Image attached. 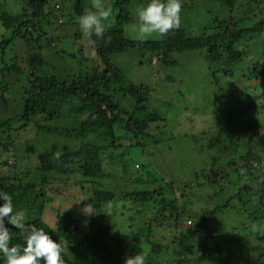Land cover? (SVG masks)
Segmentation results:
<instances>
[{"label": "rangeland", "instance_id": "374dc122", "mask_svg": "<svg viewBox=\"0 0 264 264\" xmlns=\"http://www.w3.org/2000/svg\"><path fill=\"white\" fill-rule=\"evenodd\" d=\"M112 1L104 0V3L112 9L113 16L116 10L113 9ZM86 2L87 6H90V3ZM144 2L147 0L133 1L130 9L131 21L127 20L123 27L124 37L128 40H141L136 31V11ZM25 3L26 0H0V13L18 14ZM70 3L71 0H68L64 6V2L52 0L48 11L52 12L49 18L51 25L45 24L43 27L50 41L47 44L48 49L44 52L45 59L58 60V51L76 54L78 57L75 58L78 61H67L69 68L61 72V67L58 70V63L53 64V67L56 66L53 73L59 71L62 77L76 76L78 73L91 74L95 70H101L100 61L90 42L79 43L72 38V35H79L78 39L87 41L76 20L69 19L67 15L73 13L69 9ZM245 5L242 1L241 5L229 10L210 0H182L180 25L187 27L191 33L198 34L201 27L207 26L208 22L217 16L231 31H236L232 28L245 17L258 15L262 10L264 15V6L260 9L253 7L251 10H245ZM110 25H114L112 21ZM3 34L5 31L0 24V36ZM159 39L160 35L153 34L144 40ZM263 41L264 35L243 39L238 47L244 54L243 63L231 67L235 76L232 79L217 76L226 93L236 90L235 96H240L243 92L248 103L257 104L258 108L250 113L254 128L260 126L251 135L254 139L259 135L264 136V87L256 85L259 82L264 83V78H260L258 83L253 79L249 82L244 80L243 75L248 68L251 70L257 61L264 62ZM79 45L84 49V56L78 54ZM26 50L24 48L16 51L24 71L29 62V52H25ZM172 57V61L168 60L169 66L157 61L159 58L156 60L154 55H141L135 50L116 54L111 58L129 82L152 88L150 107L163 119L148 126L145 135L138 140L140 147L131 148L130 143L118 139L116 141L119 147L101 153L100 150L105 144L95 141L94 136L84 139L80 137V132L74 136V131H81L80 125L88 117L89 109L84 105L85 99L67 102L53 120L45 122L42 118H35L25 129L17 134L12 133L14 143L12 141L10 145H0V172L14 177L15 183H18L17 178L24 182L29 181L27 176L34 173L37 165V152L69 149V157L77 169L74 177L49 183L42 182L41 178L31 181L34 183L35 192L44 196V211L40 218L53 229L57 228L59 216H69L81 221L78 239L90 231V223L115 225V238L121 239L123 243L117 252L120 260L109 258L104 264H124L126 257L138 254L141 250L145 253L144 245H133V241L135 235L145 232L143 228L147 225L155 229L151 241L161 246L169 243L179 232L192 228L188 233L194 236L193 246L191 245V253L194 254L201 251L199 243L206 241L224 243L231 238L227 242H232L234 247L236 235L247 236L250 245L261 244L254 234L260 228L248 217L257 209L256 198L250 192L242 193L239 189L241 185L220 178L219 168L224 166H219L216 161L211 166L212 153L206 149L207 142L218 136V116L224 109L222 103L219 104V90L211 80V70L206 62L207 53L191 51L176 53ZM152 60L157 62L153 63ZM6 79L11 86L13 75ZM3 93L0 97V122H7L17 128L20 126L19 120L27 98L26 90L18 87L6 88ZM121 106L127 107L124 102H121ZM101 109L106 110V107L102 105ZM38 124L51 129L52 134L39 132L36 128ZM254 145L253 140L245 138L238 146L237 154L231 155L232 162L227 169L239 168L243 174L247 167L259 165L258 159L247 157V162L243 159V154L248 150L251 154L256 152V148L253 150ZM97 157L103 159L102 166L93 162ZM125 163L126 171L131 174L133 180L126 176L122 166ZM121 179L126 182L118 181ZM99 191L114 192L118 204L121 205L125 201V209L117 205L111 211L107 204L98 202L94 193ZM145 191L159 192L167 202H132L133 193ZM168 202L173 203L174 208L166 209L163 214L161 208L166 207ZM225 205L228 209L221 208ZM177 211L179 212L175 214ZM212 211H215L213 215ZM189 216H196L197 219L188 218ZM204 220L206 226L202 223ZM189 221H192L191 226L188 225ZM139 241L143 243L142 240ZM62 248V258L65 264H69L68 247L63 244ZM84 249L82 246L81 250ZM119 252H122V255ZM232 256L233 263L242 264L247 261L248 255L241 257L236 252ZM166 260L167 257H163V261ZM221 263L224 264V261Z\"/></svg>", "mask_w": 264, "mask_h": 264}, {"label": "trees", "instance_id": "16d2710c", "mask_svg": "<svg viewBox=\"0 0 264 264\" xmlns=\"http://www.w3.org/2000/svg\"><path fill=\"white\" fill-rule=\"evenodd\" d=\"M52 0H26L22 4L20 13L11 14L8 12L0 13V24L5 34L0 39V97L6 88H16L26 90L27 98L23 105L22 115L20 117V126L15 128L7 122H0V145H10L13 141V134L31 125L35 118L41 120H53L61 112L62 106L67 102L85 99V107H88L89 113L85 121L80 125L81 131H74V136L80 134L81 138L87 139L94 136L95 141H100L105 145L100 152L107 149L119 147L118 139L131 144V148L140 147L139 138L143 137L149 125L162 121V117L156 110L150 107L152 88L150 86L136 85L129 82L122 71L112 62V56L129 50H135L144 55L146 53L157 57L162 64L169 66V61L173 59L176 53L184 54L191 51L207 53V64L211 70V80L213 85L219 90V104L222 103L224 109L218 116V136L211 139L206 144V149L212 153V165L221 164L224 168H219L220 178L228 180L229 183L241 185L239 188L242 193H252L256 198L257 209L249 214V218L255 226L260 228L255 236L261 244L250 245L247 236L236 235L235 246L232 242H209L199 243L201 248L198 254L191 253L194 236L190 235L188 228L185 232H179L171 238L166 245L161 246L151 241L154 234L153 226L144 227L145 232L141 235H135L134 244L144 245L145 254L148 258L146 264H235L233 263V254L236 252L239 256L248 255L242 264H264V136L251 137L257 128H254L250 119V113L254 112L258 106L256 103H248L246 94L236 95V90L225 92L221 87L217 76H223L225 79H232L235 75L231 67L243 63L244 54L239 51V44L244 39L261 37L264 35V15L263 10L260 14H252L236 23L232 28L225 25L217 16L208 25L200 28V33H191L187 27L179 25L178 28L170 30L168 34L157 41L128 40L124 37L123 27L127 20L131 18V6L134 0H113L112 6L116 10L111 17L114 25L107 28L102 38L92 36L84 41L79 35H72L73 40L81 42H90L92 49L95 50L97 58L101 64V70H95L91 74L78 73L76 76L62 77L60 73L54 72V63H58V70L68 69L67 61H78L76 54L68 52L60 53L58 51V60H48L44 58V52L48 49V40L46 31L43 30L45 24L49 23L52 12H48ZM67 5L68 0H58ZM90 6H87V2ZM218 3L222 8L232 10L242 1L246 8L264 6V0H210ZM61 4V3H60ZM145 4V2H144ZM91 7V0H71L70 8L72 14H67L69 19L76 20L77 17L85 12V9ZM57 8H60L57 6ZM22 10V11H21ZM245 13V12H242ZM232 18V17H230ZM73 20V21H74ZM131 21V19H130ZM54 23H56L54 21ZM197 29V28H196ZM194 29V31L196 30ZM84 43H82L83 45ZM79 45L78 54L84 56V49ZM27 49L29 52L28 68H21L22 62L17 59V50ZM262 53L264 57V41L262 43ZM78 58V57H77ZM169 60V61H168ZM153 61V60H152ZM155 61V62H157ZM153 61V63H155ZM243 75L244 80L252 79L258 83L260 78H264V62L257 61L252 69H247ZM55 71V70H54ZM13 75V83L8 84L7 77ZM249 81V82H250ZM257 87H264V83L259 82ZM257 96L255 97V99ZM120 99V101H119ZM124 102L127 107L121 106ZM104 105L106 110H102ZM221 105V106H222ZM264 109V104L262 105ZM250 119V120H249ZM39 132L52 134L51 129L36 126ZM5 135V137H2ZM251 139L255 144L256 152L251 154L248 150L243 155V159L251 157L258 159L259 165L247 167L246 172L241 174L239 168L227 169L232 162L231 155L237 154L238 146L244 139ZM205 148V147H204ZM69 149H62L59 152H37V165L33 174H29L28 182L8 176L0 172V191H4L12 196L14 209H23L27 212V224L34 225L37 228H43L62 249L65 244L68 247L69 264H104L110 258L117 256L118 249H121L122 240L115 238L116 226L113 224L90 223V231L84 234V237L78 239L81 228V221L69 216H59L56 229L49 227L44 223L40 216L44 211V196L35 192L32 180L41 178L42 182L49 183L61 178L68 179L74 177L76 164L69 157ZM250 158V159H251ZM113 157H111V160ZM103 159L97 157L94 163L103 165ZM247 162V161H246ZM5 164V163H4ZM126 176L134 179L127 173L126 163L122 165ZM220 166V165H219ZM247 166V165H246ZM221 179V180H222ZM126 182V180H118ZM99 182V181H98ZM32 183V184H31ZM94 198L98 202L108 205L112 211L117 205L125 209V201L120 205L116 201V195L110 191H99L94 193ZM132 202L159 203L167 202L159 192H137L131 195ZM166 207L161 208L163 214L166 209L174 208V204L168 202ZM228 209L225 205L221 207ZM100 210H103L99 208ZM104 211V210H103ZM180 211V210H179ZM177 211L175 214H177ZM215 211H212L211 215ZM105 213V211H104ZM182 216V215H180ZM188 218L197 219L195 216ZM205 220L202 222L204 226ZM189 226L192 221H189ZM11 229V245H22L23 235L19 230L6 225ZM166 237V236H163ZM246 237V238H245ZM78 239V241H77ZM139 240H142L141 243ZM234 240V239H233ZM85 247L84 251L81 248ZM123 247H125L123 245ZM236 247V250H235ZM122 255V252H119ZM167 257L163 261V257ZM226 262V263H225ZM0 264H3L0 258Z\"/></svg>", "mask_w": 264, "mask_h": 264}, {"label": "clouds", "instance_id": "9594fccd", "mask_svg": "<svg viewBox=\"0 0 264 264\" xmlns=\"http://www.w3.org/2000/svg\"><path fill=\"white\" fill-rule=\"evenodd\" d=\"M182 0H147L137 11L136 31L141 40L158 34L161 37L181 23ZM112 9L104 0H91V7L76 18L85 37L102 38L110 26ZM27 212L14 209L13 198L0 191V258L3 264H65L61 246L43 228L27 224ZM23 235V244L11 245V229ZM141 250L126 257L124 264H146Z\"/></svg>", "mask_w": 264, "mask_h": 264}]
</instances>
